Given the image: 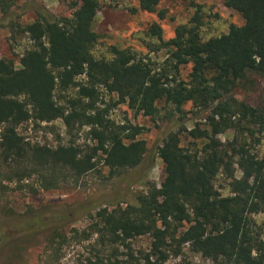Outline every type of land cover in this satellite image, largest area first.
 I'll return each instance as SVG.
<instances>
[{
    "label": "trees",
    "instance_id": "trees-1",
    "mask_svg": "<svg viewBox=\"0 0 264 264\" xmlns=\"http://www.w3.org/2000/svg\"><path fill=\"white\" fill-rule=\"evenodd\" d=\"M79 1L70 18L39 9L30 24L10 23L12 35L27 36L31 45L18 67L0 58V189L6 190V184L32 194L58 189L93 172L98 157L110 174L146 163L150 153L136 139L143 129L111 121V106H99L101 89L116 96L112 106L125 104L150 118L163 102L178 115L176 123L183 121V107L190 103L206 126L190 135L203 146L184 150L180 132H167L156 148L163 174L158 189L147 188L123 207L95 210L84 228H70L71 214L31 215L22 230L6 236L0 230V252L37 240L41 264H62L71 244H87V257L77 264H165L183 250L212 264H264V240L252 219L264 213V150L262 155L258 150L264 144V91L256 107L234 96L236 88L251 84L248 75L264 79V0H221L243 25H231L226 34L206 41L199 33L198 11L167 41L158 24L150 25L148 36L158 43L149 51L166 52L158 67L116 47L110 48L109 60L96 59L98 4ZM136 1L141 11L165 18L157 11L162 0ZM182 1L193 5V0ZM13 3L0 0L1 13L8 15ZM187 65L190 72L182 80L180 70ZM72 88L76 98L64 105L55 99L56 90ZM56 120L68 134L87 128L93 145L50 148L25 141L17 131L28 122ZM227 131L232 138L220 145L217 138ZM233 164L243 174L240 180L234 178ZM219 174L228 181L226 196L215 188ZM143 237L148 247L136 249L134 242Z\"/></svg>",
    "mask_w": 264,
    "mask_h": 264
},
{
    "label": "rangeland",
    "instance_id": "rangeland-1",
    "mask_svg": "<svg viewBox=\"0 0 264 264\" xmlns=\"http://www.w3.org/2000/svg\"><path fill=\"white\" fill-rule=\"evenodd\" d=\"M98 9L93 18V30L98 35L97 43L92 50L96 59L111 58L110 48L127 49L139 57L149 59L158 67L165 59L166 52H150L149 48L158 42L148 36L150 25L156 23L162 31L163 41L174 36L175 29L180 25H190L191 18L198 11L199 33L202 40L226 34L231 25H243L241 16L226 8L221 0H193V5L182 0H162L157 11H163L165 18L160 20L156 14L141 11L136 0H95ZM80 5L79 0H14L8 15L2 14L0 9V58L11 60L18 67L19 58L30 48L27 36L12 35L11 22L21 26L35 21L36 11L45 9L56 18H70ZM190 72L187 65L180 70V78L186 80ZM82 79V78H81ZM78 79V81H81ZM251 84L235 89L234 96L239 101L256 107L264 91V79L256 75H248ZM77 90L72 88L60 92L56 90L55 99L63 104L66 100L76 98ZM115 95H109L100 90V107L111 106L109 119L116 125L130 124L143 129L137 140L145 142L148 156L146 163L139 168L123 170L110 174L102 165L101 159L96 158V168L82 176L75 182L63 184L61 188L48 191H38L36 194L28 190H19L15 184H6L7 189H0V230L3 235H10L22 230L27 217L38 213L71 214L75 221L70 228H84L87 215L97 209L114 208L131 204L137 195L146 192L147 188L160 187L163 177L162 163L156 155V148L167 132L179 133V146L188 151H199L203 143L194 139L190 131L194 128L205 129L202 115L190 104L183 107L184 119L176 123L178 115L163 102L157 104L158 114L154 118L143 114H135L125 104L112 106L116 101ZM197 113V114H196ZM18 133L31 144L45 145L56 148L58 145L74 143L78 146H92L93 142L87 135L88 129L82 128L68 134L62 121L34 125L31 122L21 125ZM232 132L218 136L220 145H224L232 138ZM262 155L264 144L259 147ZM227 159V156L223 155ZM234 178L240 180L242 172L236 164L232 165ZM5 183H3L4 185ZM228 181L219 174L215 188L222 195L229 194ZM259 227L264 240V213L252 216ZM69 228V227H68ZM87 244H71L64 251L62 264H77L78 259L87 257ZM149 245L147 237L134 242L136 249L145 250ZM41 242L34 241L9 250L0 252V264H41ZM165 264H212L209 260L193 255L183 250L182 255L170 257Z\"/></svg>",
    "mask_w": 264,
    "mask_h": 264
}]
</instances>
